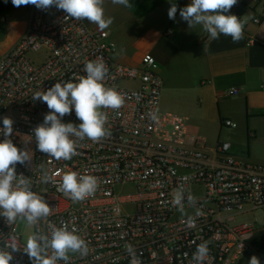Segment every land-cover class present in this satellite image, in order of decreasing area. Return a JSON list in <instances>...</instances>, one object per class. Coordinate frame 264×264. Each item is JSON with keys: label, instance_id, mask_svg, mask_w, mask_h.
I'll list each match as a JSON object with an SVG mask.
<instances>
[{"label": "built area", "instance_id": "1", "mask_svg": "<svg viewBox=\"0 0 264 264\" xmlns=\"http://www.w3.org/2000/svg\"><path fill=\"white\" fill-rule=\"evenodd\" d=\"M251 2L260 7L252 22L263 23V0ZM234 15L241 20L239 13ZM118 52L107 31H93L55 6L44 10L32 5L26 31L0 56V129L4 117L13 120L9 138L31 158L16 165L17 178H26L51 209L33 225V234L50 235V224L75 229L88 252H69L67 264H132L129 245L139 264H193L202 242L209 246L205 264H242L252 256L264 264L257 220L239 222L264 213V164L236 153L230 142L219 140L211 148L189 132L186 118L161 110L164 82L156 59L145 54L139 66L130 67L116 61ZM97 59L108 69L104 85L124 98L117 110L101 109L107 115L106 135L99 141L72 137L77 149L70 160L40 152L33 130L49 109L34 95L57 82H78L86 75V62ZM237 93L232 88L226 94ZM62 122L81 123L74 109ZM222 126L233 129L236 124L225 119ZM70 171L95 176L94 194L74 202L58 191L63 174ZM126 188L131 192L123 193ZM179 188L185 193L184 214L171 203ZM189 194L195 204L188 203ZM23 220L8 224L0 216V250L12 254L10 264H32L18 232Z\"/></svg>", "mask_w": 264, "mask_h": 264}, {"label": "crops", "instance_id": "2", "mask_svg": "<svg viewBox=\"0 0 264 264\" xmlns=\"http://www.w3.org/2000/svg\"><path fill=\"white\" fill-rule=\"evenodd\" d=\"M0 16L4 25L6 44L10 48L26 31L31 19L32 5L13 6L11 0H0ZM264 2V0H263ZM130 7L104 0L105 18L112 24L99 27L82 20L93 31H107L118 45L116 61L130 67L139 66L145 54L157 61L163 82L171 84L174 112L161 99V110L186 118L192 117L209 147H214L223 132L242 135L247 140L235 141L232 147L246 153L254 163L264 164V22L255 24L252 19L260 13L251 0H237L226 14L239 13L243 22V39L237 43L230 36L220 35L209 39L201 25L189 27L179 15V10L191 0H129ZM177 5L175 20L169 19L168 10ZM2 32V31H1ZM0 32V34H1ZM129 55L124 57L127 48ZM8 48V49H9ZM7 49V50H8ZM6 50V51H7ZM238 93L228 96L229 89ZM225 119L232 120L233 129L222 126ZM251 135H253L251 137Z\"/></svg>", "mask_w": 264, "mask_h": 264}, {"label": "clouds", "instance_id": "3", "mask_svg": "<svg viewBox=\"0 0 264 264\" xmlns=\"http://www.w3.org/2000/svg\"><path fill=\"white\" fill-rule=\"evenodd\" d=\"M11 2L15 7L31 4L44 10L55 6L77 21L86 19L96 24L100 30L108 28L113 22L112 18H105L104 0H11ZM112 2L125 7L131 6L129 0ZM236 3L237 0H191L190 4L179 10V15L189 27L201 25L208 33L209 39H219L223 34L230 36L232 41L237 43L243 39V22L236 15L226 14ZM176 13L177 5L173 3L168 10L169 19L175 20ZM84 70L86 75L79 77L78 82H57L48 90L37 92L33 97V100L46 103L49 109L43 123L33 130L37 148L56 160H70L76 155L77 143L72 137L79 140L88 138L93 141H99L104 137L107 115L101 109L117 110L124 103L121 93L104 85L108 69L102 59L86 62ZM73 109L81 123L78 125L63 123V117L71 114ZM13 123L11 118L4 117L3 128L0 129V134L4 137L0 140V216L4 217L8 224L22 218L28 224L34 225L42 218L48 217L51 209L43 196L31 190L26 178L22 175L17 178L16 165L24 164L31 158L27 150L18 148L9 138L13 134ZM97 184L95 176L70 171L63 174L57 190L78 202L94 194ZM184 200V189H177L171 203L182 214L185 211ZM187 201L189 204H195V197L189 194ZM197 215H200L199 210ZM188 226H193L191 217ZM49 228L50 235L34 233L27 239L24 253L32 264H57L58 260H63L67 264L69 252L87 254V243L76 234L75 229L69 230L67 225L56 227L53 224H50ZM242 247L241 244L240 248ZM12 250L18 249L13 245ZM127 250L133 256L132 264H139L130 245L127 246ZM208 257V243L202 242L197 245L193 254V264H205ZM12 260L10 252L0 250V264H10ZM249 264L260 262L256 256H252Z\"/></svg>", "mask_w": 264, "mask_h": 264}, {"label": "rangeland", "instance_id": "4", "mask_svg": "<svg viewBox=\"0 0 264 264\" xmlns=\"http://www.w3.org/2000/svg\"><path fill=\"white\" fill-rule=\"evenodd\" d=\"M3 4L0 2V16H4L6 14L5 10H1L3 8ZM7 35V34H6ZM6 35H5V30H3L0 34V56L6 52V50L9 48L8 45L6 44ZM130 51H132L129 47L126 49L124 56L122 58V60L124 61V57H127L130 53ZM118 58V57H116ZM124 85H129L127 82L124 83ZM171 92H173L172 86L171 84H169V82H165L163 85V89H162V95H163V101L167 104V106L169 105V109H171V111L174 112V108H175V104L173 103V99L171 97ZM170 104L173 105L174 108H170ZM188 126L190 127L191 130L197 132V134L200 135H205L204 132H198L196 129V126H201V124L197 121H195L192 117L189 118L188 122H187ZM220 140L222 141H227L230 143H233L235 141L243 143L246 148H247V140L244 136L239 135L237 133H233V132H223V134L220 137ZM259 151H264V146H259L258 147ZM233 150L238 153L234 148ZM123 193H130L131 189L130 188H126L122 191ZM257 220V221H256ZM257 222V227L259 228V232L261 234L262 237H264V213L263 212H257L255 213L254 216H247V217H243L239 220V222ZM34 231V227L33 225L28 224V222L26 220H23L19 223L18 225V232L23 236V241L26 243L27 239L30 235L33 234ZM251 258L246 259L242 264H249Z\"/></svg>", "mask_w": 264, "mask_h": 264}, {"label": "trees", "instance_id": "5", "mask_svg": "<svg viewBox=\"0 0 264 264\" xmlns=\"http://www.w3.org/2000/svg\"><path fill=\"white\" fill-rule=\"evenodd\" d=\"M4 30V25L0 22V32Z\"/></svg>", "mask_w": 264, "mask_h": 264}]
</instances>
